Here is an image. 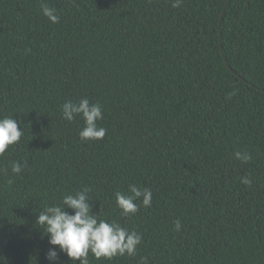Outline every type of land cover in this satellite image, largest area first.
Wrapping results in <instances>:
<instances>
[{
  "label": "trees",
  "instance_id": "obj_1",
  "mask_svg": "<svg viewBox=\"0 0 264 264\" xmlns=\"http://www.w3.org/2000/svg\"><path fill=\"white\" fill-rule=\"evenodd\" d=\"M45 2L58 23L41 0H0V118L23 128L0 155V264H49L38 212L84 187L142 234L137 255L89 264H264V0ZM85 97L102 139L63 119ZM131 184L152 203L124 216Z\"/></svg>",
  "mask_w": 264,
  "mask_h": 264
},
{
  "label": "clouds",
  "instance_id": "obj_2",
  "mask_svg": "<svg viewBox=\"0 0 264 264\" xmlns=\"http://www.w3.org/2000/svg\"><path fill=\"white\" fill-rule=\"evenodd\" d=\"M181 0H173L172 6L179 7ZM43 14L53 23L59 22L56 10L48 6L45 0H41ZM62 116L66 121H73L77 116H82L84 127L79 131L82 140H99L106 135V129L97 124L103 119L102 106L92 103L88 98H81L78 102L68 100L62 105ZM23 128L18 127V122L12 116L0 118V155H3L10 145L21 139ZM235 158L242 163L252 159L251 154L237 151ZM11 171L19 174L22 165L14 162ZM9 180V184H11ZM243 183L250 185L251 180L244 177ZM89 187L74 194H66L59 205L45 207L38 212L36 223L48 236L52 246L47 252L49 264H58L60 253H65L73 262L89 264V253L96 259H112L117 256L137 255V246L142 242V234L135 229L122 226L118 221L100 218L92 211L90 203ZM116 204L122 210L124 216L135 214L140 207L137 201L142 198V205L150 207L153 193L150 188L140 187L136 184L129 185L127 193L117 191L115 193ZM73 210L72 213L66 209ZM175 229L181 228V222L175 221ZM59 246L57 249L55 246ZM140 264H148L147 257L140 258Z\"/></svg>",
  "mask_w": 264,
  "mask_h": 264
}]
</instances>
